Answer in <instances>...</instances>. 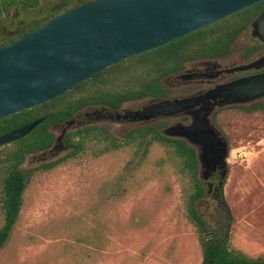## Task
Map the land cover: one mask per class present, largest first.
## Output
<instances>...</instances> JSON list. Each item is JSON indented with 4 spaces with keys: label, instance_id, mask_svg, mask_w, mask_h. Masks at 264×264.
<instances>
[{
    "label": "rangeland",
    "instance_id": "rangeland-1",
    "mask_svg": "<svg viewBox=\"0 0 264 264\" xmlns=\"http://www.w3.org/2000/svg\"><path fill=\"white\" fill-rule=\"evenodd\" d=\"M19 10L17 21L37 17L35 10ZM246 35L239 34L230 55L248 60L254 43ZM213 120L231 147L224 185L229 247L255 259L264 255V111L235 106L218 110ZM97 137L91 134L84 151L49 170L33 162L39 153L26 157L23 208L0 248V264H139L149 254L169 264L177 262L175 253L183 264H200L204 241L228 222L219 197L207 194L196 203L209 230L202 232L188 213L195 178L172 147L154 143L145 154V145L134 143L99 154L106 142ZM9 149L0 148V228L8 171L2 159Z\"/></svg>",
    "mask_w": 264,
    "mask_h": 264
},
{
    "label": "water",
    "instance_id": "water-1",
    "mask_svg": "<svg viewBox=\"0 0 264 264\" xmlns=\"http://www.w3.org/2000/svg\"><path fill=\"white\" fill-rule=\"evenodd\" d=\"M263 1L97 0L68 10L0 49V120L51 102L121 61L154 51ZM247 31L264 44V11L251 22L244 36ZM253 69H264V55L229 72ZM218 97L223 99L214 106L220 108L250 106L264 99V73L239 78L218 88L212 98ZM191 103L164 100L130 116L147 121L191 114L190 124L171 127L164 135L185 140L196 149L202 183L219 170L218 202L223 206L230 142L211 122L212 111L209 109L204 115L189 112ZM42 121H33L0 136V148L28 136ZM65 134L66 131L59 142ZM227 218L230 219L229 214Z\"/></svg>",
    "mask_w": 264,
    "mask_h": 264
},
{
    "label": "trees",
    "instance_id": "trees-1",
    "mask_svg": "<svg viewBox=\"0 0 264 264\" xmlns=\"http://www.w3.org/2000/svg\"><path fill=\"white\" fill-rule=\"evenodd\" d=\"M93 1L96 0H72L69 5H64V0H60L57 10L49 13L44 20L15 25L11 19L8 20L12 11L24 7L35 8L40 4V0H0V49L40 28L61 13ZM262 11H264V1L154 51L121 61L51 102L0 120V136H3L33 121L43 119L28 136L12 143L11 149L2 159V162L8 165V171L4 177L2 205L4 225L0 228V248L9 239L23 208L27 183L21 165L28 155L53 146L56 136L50 131L52 127L69 121L76 112L90 105L118 108L122 103L130 100L165 96L166 91L161 84L163 79L180 71L186 62L201 58H219L229 54L239 34ZM70 95H72L70 99L62 101ZM60 101H62L61 105H57ZM252 106L264 111V99ZM238 107L244 108V106ZM90 132L87 130L86 134L81 131L68 134L64 143L75 150L61 161L84 151L91 136ZM95 135L98 136L99 142H106L99 154L134 143L139 146L145 145V154L154 143L172 147L183 164V170L191 173L195 178V191L190 196L188 208L189 217L200 231H209L206 221L196 208V203L207 195L204 184L196 178L199 173L196 149L186 141L164 136L155 128L133 130L125 142L109 134H103L101 138L99 132ZM58 162L46 165L43 169H52ZM223 200L225 204L222 207L226 214L230 215L228 219L230 222L231 213L224 193ZM228 222L214 227L212 237L204 241V256L200 264H264V255L254 259L240 251L230 249Z\"/></svg>",
    "mask_w": 264,
    "mask_h": 264
},
{
    "label": "flooded vegetation",
    "instance_id": "flooded-vegetation-1",
    "mask_svg": "<svg viewBox=\"0 0 264 264\" xmlns=\"http://www.w3.org/2000/svg\"><path fill=\"white\" fill-rule=\"evenodd\" d=\"M46 1L47 0H44L43 2V0H40V4L35 8H23L28 11V13L29 11L32 12L33 10L37 11V17H32L31 15H29L28 20L22 19L17 21L19 15L21 14V10H19V8L18 10L12 11L11 16L8 20L11 19V21H13L15 25L33 20H44V18H46L49 13L55 12L59 4L61 3L60 0ZM71 1L64 0L63 3L64 5H69ZM43 3L45 5H43ZM247 28L242 32L247 30ZM248 32L246 35L249 38L248 41L254 43L253 47H251V49H249L246 53L247 55H249V57L247 58L248 60H241L235 54H228L219 58H201L189 61L183 65V68L180 71L168 76L161 81V84L166 91L165 96L144 97L141 99L130 100L122 103L118 108H111L102 105H90L84 109H81L76 112L69 120L73 121L70 126L66 125V123L69 122L66 121L63 124L57 125L50 129V131L55 134L56 141L51 148L39 152L40 155L34 157L33 162L37 163L38 166L44 167L46 165L56 163L66 156L70 155L75 149L64 143L66 136L70 133H77L81 131L82 133L86 134V131L90 130V133L92 135L99 132L101 136H103V134H109L119 139L120 137L116 135L115 131L123 129L125 135L120 139L126 140L133 130L139 128H155L164 135L166 130L171 127L177 125H188L191 123L192 115L185 113H180L175 116H161L157 119L147 121L135 120L130 116L135 112H140L144 108L164 100H190L193 107L189 109V112L199 111L201 115H204L210 109L212 111V115L210 117L211 122L214 123L213 118L218 110L235 107L224 106L220 108L219 106H214L215 103H219L223 99V97H218L216 100H214L212 98L214 91L239 78H245L264 73V69H253L245 72H229L231 69L237 66L252 63L264 55V44H262L258 39L253 38L251 32ZM208 96L210 97L208 98ZM126 115L128 116L125 117ZM59 126H62V129L60 131L54 130ZM64 131H66V134L64 135L63 140L59 142L58 139L63 135ZM219 181V170L214 172L208 180L203 181V184H206L208 187L207 194L213 195L214 197L220 196V191L218 188ZM218 211H223V207L220 206L218 208Z\"/></svg>",
    "mask_w": 264,
    "mask_h": 264
},
{
    "label": "crops",
    "instance_id": "crops-1",
    "mask_svg": "<svg viewBox=\"0 0 264 264\" xmlns=\"http://www.w3.org/2000/svg\"><path fill=\"white\" fill-rule=\"evenodd\" d=\"M151 255L152 254L146 255V257H144L143 260L141 261V263H139V264H161V263L157 262L156 260H153L151 258ZM173 258H175L177 262H175V263L170 262L169 264H183L181 262L186 261L185 257L184 256L182 257L180 253H175L173 255Z\"/></svg>",
    "mask_w": 264,
    "mask_h": 264
}]
</instances>
